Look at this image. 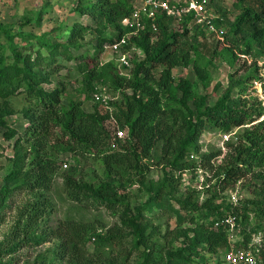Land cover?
Returning a JSON list of instances; mask_svg holds the SVG:
<instances>
[{
    "label": "trees",
    "instance_id": "16d2710c",
    "mask_svg": "<svg viewBox=\"0 0 264 264\" xmlns=\"http://www.w3.org/2000/svg\"><path fill=\"white\" fill-rule=\"evenodd\" d=\"M48 5L23 16L18 30L0 22V128L6 140L15 138L14 156L0 181V215L16 193L28 191L33 197L17 208L13 225L0 240V264H11L23 248L53 240L52 247L34 254L31 264H206V254L229 247V225L216 226L217 221L237 216L239 237L245 240L252 231L264 229V120L258 121L263 111L253 95L244 97L258 76V59L264 58V0H236L239 12L233 20L226 14L214 20L218 28L225 24L228 29L223 32L226 41L219 39L212 57L201 51L197 32L189 35L192 16L176 30L172 18L158 15L157 30L150 20L122 46L123 52L134 48L145 55L130 58V66L123 68L115 59L101 62L99 56L106 44L135 30L123 23L134 11L133 0H77L72 12L78 21L41 33L25 30L42 25ZM83 17L91 21L83 22ZM109 28L112 37L107 36ZM88 34L96 37L97 55L88 50L76 54L86 47ZM242 55L253 58L251 71L242 77L231 73L228 86L210 104L200 88L211 86L215 58L235 67ZM77 59L83 76L78 97L69 94L64 82L46 87L67 61ZM179 67H192L196 79L177 78L174 70ZM102 84L120 93L122 100H97L96 92H106ZM220 86L217 82L214 89ZM84 100L94 101L92 110L83 108ZM18 112L27 120L23 133L9 120ZM113 121L126 129L125 137L115 135ZM209 126L223 132L240 128L227 142L229 151L218 166L213 160L220 150L201 152L198 143ZM62 153L74 161L64 171ZM88 160L102 167L101 179L81 174ZM152 165L163 170L157 181L148 176ZM200 166L216 167L208 181L216 180L202 202L197 188L178 194L183 173ZM248 174L260 183L253 182V196L234 206L222 191ZM58 175L70 201L85 209L106 207L118 217L115 224L99 228L96 222L68 217L50 226L52 200L46 191ZM135 185L147 193L144 202L130 200L128 191ZM156 209L171 211L179 224L189 220L192 225L163 232ZM167 233L173 234V241L182 238L181 245L163 243Z\"/></svg>",
    "mask_w": 264,
    "mask_h": 264
},
{
    "label": "rangeland",
    "instance_id": "374dc122",
    "mask_svg": "<svg viewBox=\"0 0 264 264\" xmlns=\"http://www.w3.org/2000/svg\"><path fill=\"white\" fill-rule=\"evenodd\" d=\"M47 2L48 11L43 16V22L41 26H37L35 24L28 25L24 27L25 30H31L37 33H41L43 31H50L52 28L57 27L60 23L65 22L67 25L72 24L79 20V17L75 16L72 12V8L76 5L77 0H0V22L12 24L15 30H18L22 27L21 18L26 14L30 13L33 10H38L42 8ZM236 0H211L210 10L213 15V22L216 18L221 17L226 14L230 20H233L236 14L239 12L235 9ZM83 22H90L89 17H83ZM174 22V21H173ZM215 24V23H214ZM172 26L176 30H181V26L179 23L174 22ZM199 26V27H198ZM194 25L192 22L190 23V36L193 33H198V38L200 42V49L207 57H212L213 50L217 43L219 42V37H223V32L228 29L225 24H222L220 28L217 27V32L210 31L209 29L202 27L201 25ZM64 32V31H63ZM203 32V33H201ZM114 35V30L109 28L107 30V36L112 37ZM54 40H56V34L53 33L51 35ZM58 38H63L61 35ZM221 40V39H220ZM225 42V38L223 40ZM86 47L75 51L76 54H81L89 52L90 55H97V50L95 48L96 37L92 34H88L85 38ZM129 58H144V52L130 49L127 51ZM118 54L114 53L110 49H106L100 53V61L106 62L113 58H116ZM243 56V55H242ZM264 58H259L261 61ZM253 58L249 56L248 58L241 57L235 67H230L226 62L219 58H215V66L211 69L212 73V83L211 86L204 90L200 88V91L207 94L208 102L210 104H214L216 100L221 96L225 88L228 86L229 75L231 73L235 74L237 77H242L248 74L251 71L250 65L253 63ZM80 60H72L67 61L65 63V68L61 70V72L53 77L52 84H47V88H54L60 82H64L67 86V91L72 96H79L80 89L82 88V72L79 69ZM257 65L258 61H257ZM262 71V68L259 66L258 73ZM174 75L179 78H189L191 80L196 79L195 71L192 67H179L174 70ZM217 82L221 83L219 89L215 90L214 87ZM103 91L111 96L114 101H121L122 95L120 93H114L112 90H109L108 86L102 84L101 85ZM252 83L248 84L247 91L244 94V97L252 99ZM237 89L234 91L233 96H237ZM83 100L84 96H80ZM16 106L21 108L23 103L21 102V96H17L14 98ZM93 100H84L83 108L86 110H92L93 108ZM9 120L13 127L17 128L21 133L25 131L27 126V120L23 117V115L18 112L15 115L9 117ZM117 127V124L113 121L111 128L114 129ZM240 128L236 129V132L239 131ZM4 128H0V181L5 176L6 165L9 163V159L14 156V142L15 138L12 140H6L3 136ZM223 131L220 128H214L213 126H209L206 128L200 135L198 139L199 147L201 152H211L215 150H220V155L213 160L215 165L218 166L221 164L228 151L229 148L227 144L221 142V135ZM235 139L234 135L231 140ZM197 159L200 158L197 156ZM61 159L64 160L61 171L68 169L72 164H74L73 159L71 158V154L62 153ZM65 164H67L65 166ZM150 164L153 162L150 161ZM216 167L214 169H206L204 167H200L199 170L188 171L187 174L183 173L182 176V184H180L178 194H183L187 191V188L192 186H197L200 190V201H204L208 194L205 192L206 188L215 182V178L208 181V177L212 176ZM81 174L87 179H93L92 177H98V180L101 179L102 175V167L98 165L94 160L83 161L82 167L80 168ZM81 176V175H78ZM149 178L155 181L159 180L163 176L162 168L152 165L149 171ZM62 178L58 175L54 178L52 183V189L50 191H46V195L49 196L52 200V205L50 207L48 223L50 226H56L59 221L65 218H74V219H84L89 222H96L99 228H107L115 224L118 219L117 216L112 215L111 211L106 207L101 206V208H92L85 209L80 205L75 204L73 201H70L66 193L62 187ZM253 182L259 184V180H255L252 174H248L241 179H239V190L240 195L242 194L243 200L248 197L253 196V188L251 185ZM232 187L226 189L227 194L231 192ZM130 200L133 203L144 202L147 198V193L141 190L138 185L133 186L129 191ZM33 198L28 191L18 192L9 199L10 205H8L3 213L0 215V240L3 238L4 233L8 231L9 227H11L14 223L15 217L17 216V208L19 206L24 205L29 199ZM175 207H178V204L174 202ZM185 214V211H183ZM156 220L159 221L163 226V232L167 229L172 230L175 228L184 229L192 223L189 220H185L182 224L177 222V216L170 212H164L161 209H156ZM211 219L208 218L205 221H209ZM173 234L167 233L166 237H162L161 241L166 243L167 241H173ZM181 240H174L175 246L181 245ZM56 240L52 242L43 244L41 247H29L23 248L16 254V259L11 262V264H31L33 260V256L39 250H44L48 247H52ZM206 254V253H205ZM207 260L206 264H217V261L222 259V251L217 252L215 255L206 254L205 257ZM199 259V258H198ZM205 263V262H204Z\"/></svg>",
    "mask_w": 264,
    "mask_h": 264
},
{
    "label": "built area",
    "instance_id": "2783aa9c",
    "mask_svg": "<svg viewBox=\"0 0 264 264\" xmlns=\"http://www.w3.org/2000/svg\"><path fill=\"white\" fill-rule=\"evenodd\" d=\"M210 3L211 0H133L134 11L130 17L123 20V23L135 27V30L112 44H106L105 48L118 54L113 59H115L119 68L130 66V58L127 51H122V46L127 43L132 34H137L150 20L153 30H157L156 19L158 15L172 18L177 23H180L187 16H192L190 22L194 25H201L210 31L217 32V27L213 22V15L210 10ZM219 38L223 40V37L220 36ZM243 56L246 57V55ZM258 64L262 68V71L260 74L258 73V76L251 83L252 95L257 99L263 111L258 120L261 121L264 120V59L258 60ZM94 95L97 100H101L106 104L112 99L106 92H96ZM113 130L119 138H123L127 134L126 129H121L118 126ZM235 133L236 130L220 134L223 145L227 144ZM184 174L187 173L185 172ZM192 187L198 189L197 186ZM239 192L238 181L229 194H227L226 190L222 191V194H226L229 202L237 206L243 201L242 194L240 195ZM220 201L221 199L218 200V202ZM220 223L229 225V247L222 252L221 264H264V229L252 231L249 240H245L239 237L237 216L229 214L220 221H217L215 225L218 226Z\"/></svg>",
    "mask_w": 264,
    "mask_h": 264
}]
</instances>
